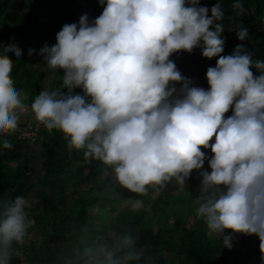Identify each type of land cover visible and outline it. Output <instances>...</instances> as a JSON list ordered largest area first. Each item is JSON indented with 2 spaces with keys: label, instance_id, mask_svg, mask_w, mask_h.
Here are the masks:
<instances>
[{
  "label": "clouds",
  "instance_id": "clouds-1",
  "mask_svg": "<svg viewBox=\"0 0 264 264\" xmlns=\"http://www.w3.org/2000/svg\"><path fill=\"white\" fill-rule=\"evenodd\" d=\"M98 3V17L89 21L84 14L64 24L56 43L39 50L48 69L63 70L67 93L44 89L26 104L7 55L22 52L15 44L3 46L0 135L16 132L30 113L49 132H61L69 150L100 161L120 187L142 196L173 181L183 189L196 170L201 195L195 215L210 233L224 236L226 247L231 234L257 236L264 258V60H253L243 44L221 55L219 3L210 9L199 0ZM233 8L237 15L245 11L240 0ZM247 36V29L237 30L239 40ZM198 47L202 57H218L206 70L207 90L190 86L170 59ZM75 88L83 95L73 94ZM30 206L23 196L0 205V264L19 256L13 245H23L35 225ZM137 238L126 231L76 247L72 264H139L145 249L136 247Z\"/></svg>",
  "mask_w": 264,
  "mask_h": 264
},
{
  "label": "trees",
  "instance_id": "trees-1",
  "mask_svg": "<svg viewBox=\"0 0 264 264\" xmlns=\"http://www.w3.org/2000/svg\"><path fill=\"white\" fill-rule=\"evenodd\" d=\"M235 2L199 0L209 9L217 3L222 8L224 17L218 23L224 26L221 36L225 45L221 55H230L236 45L243 44L253 60H264V0H240L245 9L242 15L233 8ZM102 10L98 0H0V53L9 44L21 50L19 58L13 53L7 55L13 61L14 87L25 92L26 104L30 106L46 89L45 82L47 90L67 93L63 70L48 69L39 50L56 43V34L64 24L76 23L84 14L92 21ZM241 27L248 32L243 41L237 38ZM30 49L35 50L31 55ZM170 59L189 78L190 86L208 89L205 73L218 57L204 58L198 47L191 53H174ZM252 70L259 75L255 68ZM73 94L83 95V91L75 88ZM5 140L11 142V148H3ZM38 142L42 147L39 173L25 154L28 142L21 141L15 132L0 135V205L27 196L37 179L41 180L39 194L27 209L35 225L28 229L24 246L13 245L19 253L24 250L27 264H72L74 248L126 231L138 237L137 248L145 249L139 264H264L257 236L231 234V242L236 241L239 247L225 248L224 236L214 240L215 234L195 215L201 194L198 171L192 172L183 189L173 181L163 189L149 187L148 194L142 196L120 187L112 169L100 161L86 160L82 150H69L61 132H49L41 125ZM204 169L208 170L207 162ZM138 201L144 206L134 209L132 205ZM109 212L114 218L104 226ZM172 217L176 229L171 228ZM32 232L46 239L31 238ZM20 261L19 254L10 264Z\"/></svg>",
  "mask_w": 264,
  "mask_h": 264
},
{
  "label": "crops",
  "instance_id": "crops-1",
  "mask_svg": "<svg viewBox=\"0 0 264 264\" xmlns=\"http://www.w3.org/2000/svg\"><path fill=\"white\" fill-rule=\"evenodd\" d=\"M42 84H44V83H42ZM22 93L25 94V92H22ZM26 122L37 123L30 113L23 115L21 117V120H20L19 124H18V128H17V130L15 132L16 134L23 128V126L25 125ZM41 149H42L41 144L38 141H36L34 143H29L27 145V152H25V154H27V156L31 158L32 164H33V161H34V165H36L38 173H39V166L41 165L40 155H39V152H40ZM34 178H37V175H35ZM40 183H41V180L38 178L36 184L41 185ZM41 187H42V185H41ZM33 188H35V187H33ZM32 190L33 189L31 188L30 191H32ZM30 191L27 194V196H25V197H28V196L34 197V195H38L39 194V187L37 186V189H36L35 193H31Z\"/></svg>",
  "mask_w": 264,
  "mask_h": 264
},
{
  "label": "rangeland",
  "instance_id": "rangeland-1",
  "mask_svg": "<svg viewBox=\"0 0 264 264\" xmlns=\"http://www.w3.org/2000/svg\"><path fill=\"white\" fill-rule=\"evenodd\" d=\"M45 88L47 89V83L45 82ZM37 186L40 188L41 186L40 185H38V184H35L33 187H35V188H33L32 187V189L34 190H32V191H30L31 193H35L36 192V189H37ZM31 195V194H30ZM201 195V194H200ZM37 198V195H34V197H30V196H28L27 197V199L30 201V203H32V202H34V200ZM198 203H199V200L197 201ZM133 208L134 209H139V208H141V207H143L144 206V203L143 202H141V201H138V202H135V203H133ZM148 208V207H147ZM114 215L112 214V213H108L107 215H106V217L104 218V220H103V222H102V225H104V226H106L108 223H110L112 220H113V217ZM190 225H191V221L189 222V227H190ZM171 228H173V229H176V226H175V224H174V218L172 217L171 218ZM36 238V240H45L46 238L42 235V234H38V233H36V232H32V236H31V238ZM221 237V235H218V234H215V237H214V240H218L219 238ZM224 247L225 248H229V247H226L225 245H224ZM238 247H239V244L236 242V241H232L231 242V248L232 249H234V250H237L238 249Z\"/></svg>",
  "mask_w": 264,
  "mask_h": 264
},
{
  "label": "built area",
  "instance_id": "built-area-1",
  "mask_svg": "<svg viewBox=\"0 0 264 264\" xmlns=\"http://www.w3.org/2000/svg\"><path fill=\"white\" fill-rule=\"evenodd\" d=\"M40 129H41V125H39L38 123L26 122L23 128L17 133V137L21 141H26L28 143H34L38 141ZM24 244L21 246H24ZM20 259H21L20 264H27L23 249L20 252Z\"/></svg>",
  "mask_w": 264,
  "mask_h": 264
}]
</instances>
